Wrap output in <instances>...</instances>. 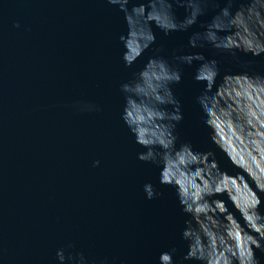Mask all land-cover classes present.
Wrapping results in <instances>:
<instances>
[{
	"label": "water",
	"instance_id": "1",
	"mask_svg": "<svg viewBox=\"0 0 264 264\" xmlns=\"http://www.w3.org/2000/svg\"><path fill=\"white\" fill-rule=\"evenodd\" d=\"M139 3L146 0H129L126 8ZM217 11L209 6L186 31L165 35L152 25L155 44L125 67L119 36H126L127 28L118 5L107 0H0V264H58L55 252L68 242L73 252L106 264H158L159 252L168 246L176 248V258L186 252L180 230L190 217L180 211L174 187L158 183L157 166L137 159L144 149L121 120L120 85L157 46H163L160 55L170 62L173 49L198 52L222 61L212 91L233 93V100L259 115L264 84L225 83L224 75L243 71L228 53L217 54L207 45L187 47L189 36L203 31L201 25ZM173 12L178 20L186 15L175 3ZM237 55L249 62V75L264 76V53ZM199 63L179 65L181 80L171 86L183 115L176 126L178 143L215 153L222 170L212 179L220 191L209 199H220L228 208L230 213L216 215L220 231L226 238L230 233L232 244L239 234L242 247L245 232L251 231L245 219L250 193L264 184V143L257 135L264 129L255 116L241 132L234 116L218 119L215 110L209 114L214 140L232 158V166L211 142V129L200 122L196 96L206 82L194 80ZM233 100L229 103L235 107ZM206 103L212 107L210 99ZM79 104L96 105L99 111L73 107ZM194 170L175 180L191 189ZM149 181L160 197L145 199L142 186ZM257 194L258 211L264 214V194ZM254 253L264 264V253Z\"/></svg>",
	"mask_w": 264,
	"mask_h": 264
},
{
	"label": "clouds",
	"instance_id": "2",
	"mask_svg": "<svg viewBox=\"0 0 264 264\" xmlns=\"http://www.w3.org/2000/svg\"><path fill=\"white\" fill-rule=\"evenodd\" d=\"M107 2L118 5L125 13L127 35L119 36L124 49L121 60L125 67H131L145 50L155 44L156 36L152 25L165 35L186 31L211 6L218 11L207 24L201 25L203 31H195L189 36L187 47L203 48L207 45L217 54L228 53L243 71L240 74L224 75L225 83L264 84V76L249 75V71L245 70L249 62L241 60L237 55L238 51L245 55L251 53L253 56L264 53V0H146V3L134 5L130 11L126 8L129 0ZM221 2L223 7L220 6ZM173 3L185 8L186 15L182 20L176 18ZM14 26L19 27V24ZM162 51V45L155 47L152 56L133 73L132 78L120 85L124 100L121 120L134 143L144 149L137 153V159L157 166L158 183L174 187L180 211L190 217L184 220L180 230V238L186 242V252L176 258V248L168 246L166 250L159 252L158 264H186L193 260L201 264H260L254 249L264 253V214L258 211L261 200L257 194H264V184L257 185L256 191L250 193L252 203L245 212V219L251 231L245 232L242 247L238 242L239 234L237 243L232 244L230 233L226 238L220 231L222 225L216 218L218 213L228 214L230 211L222 206L220 199H209L220 191L212 179L213 173L222 170L219 161L211 150L202 152L194 150L186 141L178 143L176 126L183 115L180 101L174 96L171 86L181 80L179 65L200 62L194 80L206 83L202 92L196 96V102L201 108L200 122L211 129L210 140L216 146L213 128L210 127L212 121L209 120V114L214 110L218 119L234 116L240 131L244 132L247 126L252 125L253 116L260 128L264 129V109L256 115L241 100H233V93L212 91L221 59H206L202 53H184L182 49H173L170 62L160 55ZM233 92L235 97L241 96L235 89ZM209 99L213 102L212 107H207L206 101ZM202 100L205 101L204 104ZM230 100H233L235 107L229 103ZM73 107L79 111H99L98 106L93 104ZM257 135L260 142L264 143V132H258ZM217 148L221 151L218 146ZM222 153L233 166L232 158ZM261 159L264 160V153H261ZM97 165L99 161H93V167ZM193 167L195 170L189 189L182 181H176L175 177ZM198 177L201 178L199 184L196 183ZM142 189L147 200L161 196L150 181L145 182ZM73 248L74 245L68 242L56 250L55 259L58 264H106L103 259L91 260L82 251L73 252Z\"/></svg>",
	"mask_w": 264,
	"mask_h": 264
}]
</instances>
